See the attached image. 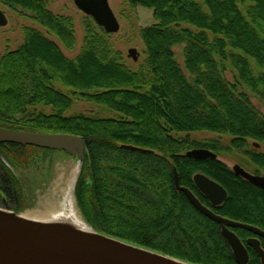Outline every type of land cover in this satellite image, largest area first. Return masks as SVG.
Returning <instances> with one entry per match:
<instances>
[{"label":"trees","instance_id":"trees-1","mask_svg":"<svg viewBox=\"0 0 264 264\" xmlns=\"http://www.w3.org/2000/svg\"><path fill=\"white\" fill-rule=\"evenodd\" d=\"M125 1L132 9L152 10L156 21L140 33L146 49L140 70L124 65L106 32L97 33L99 27L91 23L74 60L40 32L26 29L23 45L0 57V127L84 139L87 155L76 197L80 201L86 172L91 179L86 220L98 232L191 264H237L220 226L176 190L174 170L181 186L206 205L193 178L203 173L216 181L228 199L215 212L264 230V190L236 177L219 160L186 156L194 149L244 152L264 172V153L250 148V142L264 145V114L251 99L264 105V0ZM0 4L32 12L38 24L74 49L71 19L54 15L45 0ZM177 47H183L185 72L176 59ZM77 97L119 118L68 116ZM40 106L52 113L28 115ZM197 132L229 135L230 146L191 140L189 135ZM28 149L38 148L0 144L8 164L0 159V188L14 195L17 213L24 195L14 171L26 163ZM236 232L242 239L250 236ZM249 250V264H261Z\"/></svg>","mask_w":264,"mask_h":264},{"label":"water","instance_id":"water-1","mask_svg":"<svg viewBox=\"0 0 264 264\" xmlns=\"http://www.w3.org/2000/svg\"><path fill=\"white\" fill-rule=\"evenodd\" d=\"M82 13L91 17L97 26L107 34H116L120 24L110 7L108 0H72ZM8 24L5 13L0 9V28ZM140 54L136 49L129 50V58L138 62ZM0 144H17L49 151L65 152L78 160V180L72 177L73 194L82 174L86 158V144L83 138L68 134L31 133L14 131L0 127ZM256 148L260 145L254 143ZM133 152L146 153L133 146H126ZM186 156L196 160L218 159L216 154L205 149H194ZM0 159L4 158L0 153ZM8 166V164L6 163ZM237 177L243 178L264 190V176H254L239 165L233 167ZM194 183L199 192L213 207L223 204L228 193L219 184L203 174L194 176ZM174 185L178 192L185 194L191 205L203 216L221 226L222 236L229 244L237 264H248L249 255L246 247L230 228L248 230L264 239V232L242 223L234 222L214 214L202 205L188 188L180 185L179 176L174 170ZM81 218V217H80ZM84 219V218H83ZM82 220V218H81ZM87 229L73 227L64 223L47 222L39 218L24 216L15 211L0 208V264H191L177 258L141 247L118 238L103 234L82 220ZM248 245L256 250L264 264V251L259 240L250 239Z\"/></svg>","mask_w":264,"mask_h":264},{"label":"rangeland","instance_id":"rangeland-1","mask_svg":"<svg viewBox=\"0 0 264 264\" xmlns=\"http://www.w3.org/2000/svg\"><path fill=\"white\" fill-rule=\"evenodd\" d=\"M108 1L120 24V30L118 33L112 35L105 33L106 38L111 44L113 51L121 58L122 63L132 71L138 72L146 61V49L141 40L140 33L143 29L156 24L153 11L142 7L132 9L125 0ZM45 2L47 3L48 10L54 15L71 19L75 33V48L71 51L67 50L56 36L50 34L34 20L35 16L32 12L24 11L21 8L12 9L0 4V9L5 13L8 21L5 27L0 28V57L8 53L16 52L24 43L25 30L33 29L54 41L69 60L77 58L86 43V24L91 23L95 30L97 25L92 19L78 10L72 0H45ZM101 32L102 29L100 30V28H97V33ZM130 49H136L140 54L138 62H134L129 58ZM175 54L178 63L185 72L183 47L175 48ZM228 78L230 79L229 75ZM58 89L64 93L68 92V90L60 86H58ZM251 99L255 106L264 114V105L253 96ZM40 113L51 114L52 109L40 106L30 109L28 115L33 116ZM67 115H85L102 119L119 118L117 113L100 105L87 102L80 97L75 98L74 106ZM172 136L185 139L187 135L173 133ZM189 137L191 140L199 143L218 141L225 147H229L231 142V137L229 135H220L210 132L192 133ZM250 146L251 150H258L264 153L263 144H260V148H256L253 142H250ZM26 155V163L17 165L14 171L19 187L24 195L22 203L20 204L22 207L20 213L24 216L42 219L51 211L60 210L61 206L58 202V190L56 191V189H58L59 186H64L66 178L68 177L76 176L75 181L78 180L80 174L78 171V160L67 155L65 152L38 149H28ZM219 159L230 168L235 165H240L252 174L258 170L264 174L262 170L258 169V167L244 155V152H223L219 156ZM90 189L91 179L89 175L84 172L81 177L80 191H83L80 201H78L79 194H77L78 198L75 196V189L73 194L75 209L82 220H86L87 216L90 214L87 206ZM52 201L54 205H56L55 207L51 206ZM18 207L19 204L15 200L14 195L8 197L0 188V208L16 212Z\"/></svg>","mask_w":264,"mask_h":264},{"label":"bare ground","instance_id":"bare-ground-1","mask_svg":"<svg viewBox=\"0 0 264 264\" xmlns=\"http://www.w3.org/2000/svg\"><path fill=\"white\" fill-rule=\"evenodd\" d=\"M84 14V13H83ZM87 16V15H86ZM88 17V16H87ZM90 19H92L91 17H89ZM93 21V19H92ZM95 23V22H94ZM96 24V23H95ZM99 27V26H98ZM100 28V27H99ZM47 30V29H46ZM48 31V30H47ZM49 32V31H48ZM50 33V32H49ZM52 34V33H50ZM54 35V34H53ZM55 36V35H54ZM48 40L52 41L50 38H48L47 36H45ZM58 38V37H57ZM59 39V38H58ZM60 41V39H59ZM53 43H55L54 41H52ZM61 42V41H60ZM62 43V42H61ZM56 44V43H55ZM57 45V44H56ZM62 45L64 46V44L62 43ZM58 46V45H57ZM76 46V45H75ZM59 47V46H58ZM65 47V46H64ZM66 48V47H65ZM75 48V47H74ZM84 48V47H83ZM60 49V47H59ZM67 50H69L68 48H66ZM61 50V49H60ZM71 51V50H69ZM62 52V50H61ZM82 52V50H81ZM80 52V54H81ZM63 53V52H62ZM79 54V55H80ZM64 55V53H63ZM78 55V56H79ZM65 56V55H64ZM77 56V57H78ZM66 57V56H65ZM64 179V177H63ZM64 182V180H63ZM73 184H74V179L72 181V177H68L66 178V183L64 184V186H59L58 189H56L57 194H58V202L61 206L60 210H53L51 211L47 216H45L44 218H42L43 220H46L47 222H49L50 220L55 222V223H64V222H69L66 224H70L73 225V227H78L80 229H87V225L85 224V222H83L79 216V214L77 213L76 209H75V200H74V196H73ZM51 206L55 207L56 205H54L53 201L51 202Z\"/></svg>","mask_w":264,"mask_h":264},{"label":"flooded vegetation","instance_id":"flooded-vegetation-1","mask_svg":"<svg viewBox=\"0 0 264 264\" xmlns=\"http://www.w3.org/2000/svg\"><path fill=\"white\" fill-rule=\"evenodd\" d=\"M205 150H208V149H205ZM208 151H211V150H208ZM212 153H214V154H216V156H217V158L218 159H213V160H219V161H221L220 159H219V156L221 155V154H217V153H215V152H213V151H211ZM188 157V156H187ZM191 158V157H190ZM194 159V158H193ZM209 159H211V158H209ZM196 160V159H195ZM206 160H208V159H206ZM198 161H204V160H198ZM222 162V161H221ZM222 163H224V162H222ZM225 164V163H224ZM227 167H228V165L227 164H225ZM236 166V165H235ZM240 166V165H239ZM241 167V166H240ZM228 168H230V167H228ZM242 169H244L243 167H241ZM230 170L233 172V167L232 168H230ZM245 170V169H244ZM246 172H248L247 170H245ZM234 173V172H233ZM249 174H251V175H254V176H264V174H262L259 170L257 171V172H254L253 174L251 173V172H248ZM197 174H203V173H197ZM196 174V175H197ZM203 175H205V174H203ZM234 175H235V173H234ZM206 176V175H205ZM236 176V175H235ZM208 177V176H207ZM237 177V176H236ZM209 178V177H208ZM240 178V177H239ZM211 179V178H210ZM243 179V178H242ZM212 180V179H211ZM193 181H194V178H193ZM214 181V180H213ZM214 182H216V181H214ZM217 183V182H216ZM217 184H219V183H217ZM181 185V184H180ZM220 185V184H219ZM221 186V185H220ZM221 187H223V186H221ZM256 187V186H255ZM184 188H186V187H184ZM224 188V187H223ZM257 188H259V187H257ZM189 189V188H188ZM225 189V188H224ZM259 189H261V188H259ZM190 190V189H189ZM226 190V189H225ZM261 190H263V189H261ZM192 191V190H191ZM193 192V191H192ZM226 192H227V190H226ZM194 193V192H193ZM228 193V192H227ZM194 195H195V193H194ZM196 196V195H195ZM197 197V196H196ZM198 199H199V201L202 203V205H204L205 207H207L208 209H210L214 214H216V215H218V216H221V217H223L222 215H219L218 213H216L215 212V208H220V207H222L224 204H225V202L227 201V199H226V201L223 203V204H221L220 206H218V207H213L212 205H211V203L208 201V204L209 205H206V204H204L201 200H200V198L199 197H197ZM201 214V213H200ZM202 215V214H201ZM205 217V216H204ZM223 218H225V219H228V220H231V219H229V218H226V217H223ZM231 221H234V220H231ZM234 222H238V221H234ZM238 223H241V222H238ZM217 224V223H216ZM242 224H245V223H242ZM245 225H249V224H245ZM220 226V225H219ZM250 226H252V227H255V228H257V229H259V230H261V231H263L264 232V230H262L260 227H257V226H253V225H250ZM240 228H230L229 230L231 231V232H233V233H235L237 236H238V238L241 240V242H242V244L244 245V247H246V249H247V252H248V255H249V262H248V264L250 263V261H251V253H250V250H249V248L256 254V256L259 258V260H260V262H261V264H263V260L260 258V256L258 255V253L256 252V250L254 249V248H252V247H250L249 245H248V241L250 240V239H256V240H259V242H260V247H261V249L264 251V239H262V238H260V237H258L257 235H255L254 233H252V232H250V231H248V230H245V229H240V230H245V231H248L249 232V237H247V238H245V239H242L239 235H238V233L236 232V230H239ZM220 230H221V235H222V229H221V226H220ZM223 237V236H222ZM225 240V239H224ZM226 241V240H225ZM228 244V243H227ZM228 246H229V244H228ZM230 247V246H229ZM233 254V253H232ZM237 263V262H236Z\"/></svg>","mask_w":264,"mask_h":264}]
</instances>
